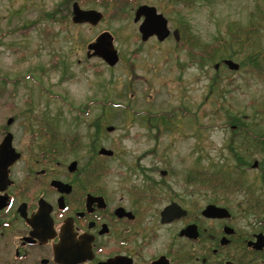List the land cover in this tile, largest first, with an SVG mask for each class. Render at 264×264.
Masks as SVG:
<instances>
[{"label": "rangeland", "instance_id": "374dc122", "mask_svg": "<svg viewBox=\"0 0 264 264\" xmlns=\"http://www.w3.org/2000/svg\"><path fill=\"white\" fill-rule=\"evenodd\" d=\"M74 1L0 0V129L17 142V125L6 122L28 109L58 123L69 159L81 162L97 128L96 144L116 152L100 158L109 185L120 182L118 168L130 177L138 162L157 181L151 171L163 160L171 183L181 193L196 191L200 207L224 204L241 230L264 233V207L248 206L264 204V59L256 65L249 56L264 58V30L250 35L260 41L258 50L234 52L237 71L221 64L227 52L209 60L214 49L201 47L225 37L230 23L245 27L249 16L260 19L264 0H128L123 9L114 0H77L103 13L96 25L72 23ZM143 3L162 12L171 30L188 26L185 45L170 36L142 42L133 15ZM103 31L119 55L113 66L86 56ZM178 170L190 175L187 185L181 174L175 177Z\"/></svg>", "mask_w": 264, "mask_h": 264}, {"label": "flooded vegetation", "instance_id": "af4514ba", "mask_svg": "<svg viewBox=\"0 0 264 264\" xmlns=\"http://www.w3.org/2000/svg\"><path fill=\"white\" fill-rule=\"evenodd\" d=\"M173 40L179 45L180 36ZM86 56L93 57L88 50ZM11 118L6 125H17L18 143L1 128L0 144L9 133L19 157L0 181V264H62L57 255L67 264H247V255L257 253L249 242L258 231L241 230L224 204L200 207L196 191L181 193L163 160L151 171L159 180L138 162L130 177L118 168L119 186H112L103 180L97 128L81 163L69 159L58 123L28 109ZM111 151L106 157H115ZM174 174L189 183V174ZM208 204L229 214L205 216Z\"/></svg>", "mask_w": 264, "mask_h": 264}, {"label": "water", "instance_id": "95a60500", "mask_svg": "<svg viewBox=\"0 0 264 264\" xmlns=\"http://www.w3.org/2000/svg\"><path fill=\"white\" fill-rule=\"evenodd\" d=\"M144 17L142 22L139 25V32L141 34V39L143 41L147 40L150 36L155 35L158 40H164L170 33V30L167 26V19L163 14L158 13L156 8L153 6L140 5L134 15V21H138L141 17ZM103 15L100 11L96 9H82L77 2H74L72 5V21L74 23H83L88 22L90 24H96L102 19ZM175 39H178V30L172 31ZM89 50H93V55H97L110 66H113L118 61V54L114 48L112 36L107 31L102 32L95 40V42L88 45ZM224 63L231 70H237L239 65L233 60L226 59ZM218 67V64L215 65V68ZM11 121V118L8 119V123ZM108 130H112V127H108ZM6 154V157H2V154ZM100 154L111 155L112 151L106 148H101L99 150ZM18 158V154L14 151L11 146L10 134H7L2 143L0 144V181H3L7 176V168ZM257 162L253 163V166H256ZM224 214H229L227 209L223 207L216 206L214 204H209L205 207L203 214L208 217H219ZM254 248L260 249L264 246V236L259 234L257 240L253 242ZM63 250L61 245L57 252ZM56 260L62 264H67L64 262L61 257Z\"/></svg>", "mask_w": 264, "mask_h": 264}, {"label": "trees", "instance_id": "16d2710c", "mask_svg": "<svg viewBox=\"0 0 264 264\" xmlns=\"http://www.w3.org/2000/svg\"><path fill=\"white\" fill-rule=\"evenodd\" d=\"M116 1V4L118 3V7H120V9H123L122 5H125L128 3V0H114ZM98 4H105V1H101ZM115 4V5H116ZM114 5V8L118 9L119 8L117 6ZM122 17L124 16V14L121 15ZM249 24L245 27H240L239 25H237L236 23H230L228 26H226V29H228V33H226V36L221 38V39H216L213 44H211V46L206 47L205 45L201 46L203 48H206V50H211V47L214 49V55L212 56H208L209 60H213L215 58V56H217V53H219L220 51L222 52H227L224 53L226 54V57L231 58L232 56H234V52H244L245 50H250V49H256L258 50L259 47L261 46V43L259 40H257L254 37H250V35H257L258 37H260L258 35V33L260 32L261 29L264 30V12L261 13L260 15V19L254 20L253 17L249 16ZM188 27V26H187ZM187 27L185 25H182V27H179V31L182 36H185V33L189 30V28L187 29ZM256 37V36H255ZM200 56H203L200 55ZM250 59H251V64H261V60H263L264 58L261 59V57L259 55H252L250 54ZM246 63L248 61H245ZM237 160H239V162L242 161V158L239 156L237 158ZM248 206L249 207H253V208H259V207H264V204L257 201L255 203L253 202H248ZM263 257L261 258V261H258L254 264H264V254H262Z\"/></svg>", "mask_w": 264, "mask_h": 264}]
</instances>
